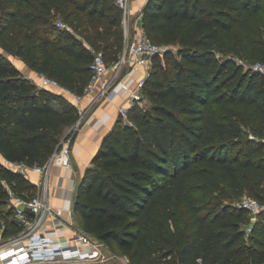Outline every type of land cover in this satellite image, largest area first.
Returning a JSON list of instances; mask_svg holds the SVG:
<instances>
[{"label": "trees", "instance_id": "obj_1", "mask_svg": "<svg viewBox=\"0 0 264 264\" xmlns=\"http://www.w3.org/2000/svg\"><path fill=\"white\" fill-rule=\"evenodd\" d=\"M4 3L0 154L43 166L78 109L39 88L12 58L83 94L89 45L106 61L120 60L122 10L115 0H47L36 5L47 16L36 17L33 0ZM57 13L72 30L58 26ZM141 25L177 51L165 54V65L154 60L143 88L149 107L131 108L129 122L120 118L105 137L80 182L76 219L130 264H264V210L252 221L236 202L245 193L264 201V76L237 62L264 61V0H148ZM9 189L24 197L37 191L0 162L5 237L21 229Z\"/></svg>", "mask_w": 264, "mask_h": 264}, {"label": "built area", "instance_id": "obj_2", "mask_svg": "<svg viewBox=\"0 0 264 264\" xmlns=\"http://www.w3.org/2000/svg\"><path fill=\"white\" fill-rule=\"evenodd\" d=\"M115 3L122 10V24L125 37V47L119 62L115 63V67L119 69L124 64L130 63L145 66L148 70L145 76L137 82L136 88L130 91L127 105L119 108L121 118L125 122H129V110L138 104L143 105L147 102V99L143 96V88L153 67L154 60L159 58L162 64L165 65V54L169 50L176 53L177 47L158 44L148 37L145 29L141 25L143 8L139 10L134 19L132 18L131 0H115ZM58 26L68 28L67 24L63 22H59ZM89 51L93 54V59L90 63L92 77L83 94H77L70 88L62 85L55 78L46 74H38L39 88L57 90L77 106L79 117L74 128H79L88 112L87 109H81L79 104L84 96L95 89L97 83L109 69L105 54L102 50H98L94 46L89 45ZM237 62L264 76V61L248 64L241 59H237ZM115 84V77L106 80L102 85L100 93L91 103L90 108L99 99H111L110 92L113 90ZM70 142V136L61 140L50 159L43 166L29 167L22 163L7 161V167L23 175H27L29 171H34L44 177L45 182L42 184L41 191L32 197H24L9 189L8 205L13 210L15 220L21 226V231L5 238L3 229L0 230V264H31L32 262L48 261L39 259L46 257L50 260L57 258L77 260L96 258L100 255L99 250L102 243L97 244L93 242L86 234L79 230L76 225V218L72 217V211L71 215L67 217L63 208L55 207L48 199L49 191L47 180L51 167L54 164L64 168L73 167ZM239 206L248 210L253 216H257L264 210V201L252 197H245L239 203ZM58 220L75 228V232L66 239L60 234L46 235L43 231L46 224L49 222L55 224ZM247 232H251V226L247 228ZM21 241L23 244H16ZM90 241L94 243L95 248L91 251H86L83 244Z\"/></svg>", "mask_w": 264, "mask_h": 264}, {"label": "crops", "instance_id": "obj_3", "mask_svg": "<svg viewBox=\"0 0 264 264\" xmlns=\"http://www.w3.org/2000/svg\"><path fill=\"white\" fill-rule=\"evenodd\" d=\"M147 2L148 0H131L132 18L135 19L139 10L144 8ZM12 61L26 77L38 84V74L33 72L23 60L12 58ZM147 72L148 70L145 66L130 63H126L121 68L115 70L109 68L97 83L95 89L84 96L79 104L81 109L88 110L79 128H74L77 120L74 123L66 124L62 127L61 140L68 136L72 139L75 136L71 145L73 167L64 168L54 164L51 167L47 182L49 202L55 207L63 208L67 217L71 215L78 183L81 182L87 170L93 166V161L105 137L120 121L119 108L127 105L130 91L136 88L137 82ZM114 77L116 78V84L110 92L111 99H99L90 108L91 103L100 93L103 83ZM54 91L58 92L57 90ZM0 162L7 166V160L1 154ZM26 177L36 186V193L41 191L42 184L45 182L44 177L34 171H29ZM43 231L46 235L60 234L66 239L75 232V228L58 220L55 224L52 222L46 224ZM16 244L20 245L23 242L21 241ZM84 249L86 251L92 250L88 246H85Z\"/></svg>", "mask_w": 264, "mask_h": 264}, {"label": "rangeland", "instance_id": "obj_4", "mask_svg": "<svg viewBox=\"0 0 264 264\" xmlns=\"http://www.w3.org/2000/svg\"><path fill=\"white\" fill-rule=\"evenodd\" d=\"M4 1L5 0H0V20L3 18L4 12L6 10H8V8H9L7 6V4L4 3ZM33 1H34L35 8H30V12H32L33 16H36V17L37 16H47V11L45 9H40L39 7H36L37 4L42 3V2L45 3L47 0H33ZM53 1L55 3L58 2V0H53ZM53 12H55V11H53ZM63 18L64 17L62 15L57 13L56 17H55L56 23H59V22L64 23ZM29 20L32 21V17H30ZM71 22H73V21H71ZM71 22L66 23V24H67V27L71 28V30H72L73 28H72ZM88 24L90 26V22ZM97 27L105 28V25L98 24ZM1 38H2V33H0V39ZM124 40H125V37H124ZM107 62H108L109 68H111L112 70L116 69L115 64H113L111 62V56H109V55L107 56ZM149 105H150V103L147 100V102H145L141 106L147 109L149 107ZM27 195H29V196L34 195V193L33 192L27 193ZM245 197H252V198L258 199L250 193H245L242 197L238 198V200L236 201L237 204H239L242 201V199ZM4 211L7 212V208H5ZM256 218H257V216L251 215L252 221H255ZM249 226L250 225L246 226V228H248ZM20 231H21V229L17 232H14L12 235L17 234ZM5 238H7V237H5ZM83 246H84V248H85V246H88L92 250L95 248L94 243L91 241L83 244ZM99 251H100V255L96 258H85V259H77V260L57 258L55 260H48V261H42V262H32L31 264H130V261L126 255H124L122 252H120L118 250H111L105 243H102V246H101Z\"/></svg>", "mask_w": 264, "mask_h": 264}, {"label": "water", "instance_id": "obj_5", "mask_svg": "<svg viewBox=\"0 0 264 264\" xmlns=\"http://www.w3.org/2000/svg\"><path fill=\"white\" fill-rule=\"evenodd\" d=\"M74 138L75 136L72 137L71 139V142H70V145H72L73 141H74ZM79 188H80V183H78L77 187H76V195H75V198H74V202H73V207H72V217L73 218H76V209H75V205H76V202H77V199H78V191H79ZM30 211V210H28ZM77 227L79 228L80 231H82L84 234H86L90 240H92L93 242L97 243V244H101L102 242L100 240H98L97 238L93 237L92 235L86 233L83 228H82V224L80 223V221L77 220Z\"/></svg>", "mask_w": 264, "mask_h": 264}, {"label": "bare ground", "instance_id": "obj_6", "mask_svg": "<svg viewBox=\"0 0 264 264\" xmlns=\"http://www.w3.org/2000/svg\"><path fill=\"white\" fill-rule=\"evenodd\" d=\"M39 249V248H38ZM39 259H45V260H50L48 257H46V258H39Z\"/></svg>", "mask_w": 264, "mask_h": 264}]
</instances>
